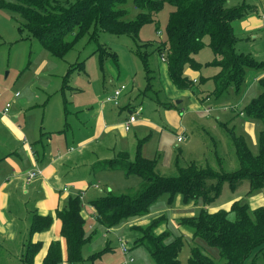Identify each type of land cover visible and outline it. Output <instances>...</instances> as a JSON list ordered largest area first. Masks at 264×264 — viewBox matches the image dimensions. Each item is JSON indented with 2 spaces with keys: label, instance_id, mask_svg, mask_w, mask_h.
<instances>
[{
  "label": "rangeland",
  "instance_id": "rangeland-1",
  "mask_svg": "<svg viewBox=\"0 0 264 264\" xmlns=\"http://www.w3.org/2000/svg\"><path fill=\"white\" fill-rule=\"evenodd\" d=\"M229 3L250 5L253 10L247 17H258L264 12L262 0H229ZM123 7L128 10L126 19L136 18L139 9L132 0L127 1ZM172 9V5L167 3L152 22L141 28L137 38L113 33L93 24L66 55L59 57L53 55L27 29L22 32L19 30L23 20L16 19L15 12L0 7V111L7 102H11L9 114H18L15 122L25 131L28 141L35 131L39 133L53 131L55 134L53 145L61 147L62 151L68 147L78 150L82 141H92L87 145L86 153L81 160L97 161L119 157L122 155L119 150H127L129 158L133 160L141 146L144 156L158 158L156 169L163 175L176 173L175 159L178 154L184 165L192 160H204L205 156H208L207 142L203 134L205 128L219 140V151L225 159L224 169L228 171L236 169L238 160L234 147L219 125V121L236 125L237 134L244 135L252 152L257 154L259 133L264 125L255 122V134L245 132L244 123L248 118L241 115L240 111L261 93L262 86L259 81L249 84L254 76L253 72L249 71L241 93L230 88L219 98L212 95L215 86L210 75L218 69L206 65L213 58V51L208 45L209 37L206 36L204 39L206 45L196 55V59L203 63L197 74L199 82L194 89H190L192 93L173 95L165 81L160 79L161 59L165 61V58L157 51V45L167 39L166 25ZM242 19L233 21L237 36L245 37L237 48L239 51L253 53L258 60H264V29L257 27L254 34H257L258 38L250 42L248 39L250 34L245 32ZM67 39L72 40L73 34L67 35ZM143 44L148 45L142 46ZM139 48L149 53L150 67L154 70L152 74L155 78L150 79L153 86L148 91L146 89L149 87V79L137 51ZM261 75H264V72L257 76L258 80ZM122 84L127 87L119 97L120 104L116 105L106 100V97ZM17 91L20 92V96L14 97ZM207 95L210 97L203 101L202 97ZM195 96L201 99L198 100L199 104ZM194 103L196 106L192 107ZM129 107H132V111L139 109L140 114L139 121L132 124L131 130L127 131L124 128V120L132 112ZM208 108L210 110H207ZM101 114L104 115L107 124L115 129H112L113 127L107 131L104 129L101 136L95 137ZM63 129L67 138L63 137L60 143H57V136ZM179 135L184 136L183 141H178ZM99 144L102 146L98 147ZM87 175L90 176L91 185L99 182L101 188L95 189L91 186L82 199L84 205H88L90 197H100L109 191L118 193L130 191L137 188L142 181L139 174L127 175L121 169L93 170ZM249 190L248 180L235 190L230 189L225 183L222 193L211 205L220 202L224 204L223 201L237 195L238 199L249 204L250 212L254 214V209L264 205V188L251 194ZM72 192L76 193V190ZM169 197V193L161 194L151 205L148 214L125 218L111 228L101 225L95 217L89 218L86 233L91 239L84 245V260L77 264H120L126 258L120 247L121 239L128 243L130 248L128 257L135 258L133 264H158L146 245L136 243L137 234L132 225L148 224L162 215L166 217V221H162L156 228L157 233L170 231L169 240L185 235L184 246L179 255L180 264H189L194 244L203 245L217 260V264H225L220 259L217 248L209 246L198 237L193 238L190 231L177 223L179 216L190 215L191 210L186 211L177 203H170ZM180 204L184 205L183 201ZM90 224L93 227L89 228ZM59 264L70 263L61 261ZM245 264H264V249H256Z\"/></svg>",
  "mask_w": 264,
  "mask_h": 264
},
{
  "label": "trees",
  "instance_id": "trees-1",
  "mask_svg": "<svg viewBox=\"0 0 264 264\" xmlns=\"http://www.w3.org/2000/svg\"><path fill=\"white\" fill-rule=\"evenodd\" d=\"M127 1L17 0L11 3L1 0L0 7L10 9L17 14L16 19L23 20L19 26L21 32L27 29L53 55L63 57L93 24L113 33L137 38L141 28L152 22L168 3L173 9L166 25L167 39L157 45V51L168 63L169 78L177 88L192 90L199 82V79L194 81L186 75L185 69L191 67L200 70L203 67L196 55L206 45V36L209 37L208 45L213 51V58L206 65L218 69L212 76L215 86L212 95L219 98L230 88L241 93L249 71L264 72V60H258L253 53L239 51L237 48L240 41L233 21L247 17L253 10L250 5H232L229 0H132L139 11L136 18L126 19L128 10L123 6ZM69 34H73L72 40L67 39ZM137 51L149 79L148 91L153 86L150 79L155 78L152 74L154 70L150 67L149 53L141 48ZM259 82L261 93L240 113L248 120L264 125V76ZM129 109L132 111V107ZM219 125L234 147L238 160V167L234 170L224 169L225 159L219 151V140L205 128L203 134L208 156L204 160H192L184 165L178 154L175 159L176 173L173 175L158 173V158L144 156L141 146L133 160L124 151L119 157L95 161L92 164L93 170L121 169L127 175L139 174L142 177L140 185L135 189L120 193L109 191L92 199L90 204L95 208L96 220L104 227L111 228L125 218L146 215L163 193L170 194V203L179 194L185 203L202 199L205 206L197 215L178 218L177 223L190 231L193 238L198 237L209 246L217 248L225 264H245L256 249H264V205L254 209V214H251L249 204L242 200L234 201L230 209L215 212L209 211L207 206L218 199L225 183L235 190L248 180L249 194L264 188V126L259 133V151L254 154L244 135L237 134L228 122H220ZM81 194H69L67 203L59 207L55 214L63 223L62 235L67 241L70 264L84 260L83 248L91 239L86 233L87 220L83 215ZM30 209V226L21 255L23 264H36L35 256L42 243L33 242L31 235L49 229L54 220L51 214H39L33 206ZM162 221H166L164 215L145 225H133L132 229L137 234L136 243L146 245L158 264H180L179 255L185 235L169 240L170 231L157 233L156 228ZM61 260L60 241L53 240L41 264H59ZM189 264H217V260L203 245L194 244Z\"/></svg>",
  "mask_w": 264,
  "mask_h": 264
},
{
  "label": "crops",
  "instance_id": "crops-1",
  "mask_svg": "<svg viewBox=\"0 0 264 264\" xmlns=\"http://www.w3.org/2000/svg\"><path fill=\"white\" fill-rule=\"evenodd\" d=\"M262 2L264 4V0H262ZM258 17H245L241 22L245 32L250 34L248 37L250 42H254L258 38V35L254 34V30L257 29V27L263 29L261 15ZM238 38L240 42L245 39V37L242 38L239 36ZM161 61L162 64L159 69L161 75L160 79L165 81L166 86L173 91V95L177 96L192 93L190 89H179L172 83L168 75V63L166 60L164 61L161 59ZM198 71L199 70L192 69L191 67L185 69L186 75H192V79H199L197 75ZM216 72L217 71H215V73ZM215 73H213V75ZM252 74H254V76L249 84L259 81L257 76L260 73L253 72ZM213 75L210 76L212 77ZM17 92H15V94ZM15 94L14 97L20 96H15ZM205 98L208 97H202L203 101L206 100ZM195 99L199 104L198 100L201 101V99L197 96H195ZM127 106L128 105H126V107ZM191 106L194 107L196 104L194 103ZM5 107L0 111V264H23L21 255L24 250V241L30 226L28 214L32 206L39 214H51L54 216L53 223L49 229L35 232L31 235V240L33 242L42 243L40 250L35 256V263H42L53 240L60 241L62 251L61 261L67 263L68 247L66 238L62 235L63 223L55 214L59 207L67 203L69 194L82 193L83 199L89 188L91 186L94 187L95 183L91 185L90 176L87 175V173L89 174V172L93 171L92 164L95 161H88V159L81 160V158H84L87 145L92 141H82L80 143L81 147L78 150H73V147H68L64 151H62L63 149L61 147H55L53 145L55 137L53 131H41V133L35 131L30 137V141H28L25 131L15 122V118L18 117V114H9L12 105L8 112H4ZM98 119L95 137L101 136L100 134L104 129L107 131L113 127L107 124L103 114H101ZM230 124L231 123H229V126ZM244 124L245 132H250L251 135H254L255 122L246 120ZM232 126L236 131V125ZM112 129H115V127ZM59 133L60 134L57 136V143H60V139H63V137L67 138L64 129ZM26 140L27 142H25ZM101 146L100 144L98 145V147ZM98 150L103 149L98 148ZM124 151L128 152L127 150H119L118 152ZM118 152H116V154ZM36 169L41 170V173L33 178L30 184H27L28 173ZM64 186L69 187L67 192H62ZM73 190H76V193H73ZM94 198L96 197L93 196L88 198V205L83 204V215L86 220L89 218L92 219L96 215L95 208L90 204L91 200ZM237 199L238 196L235 195L227 201H223L224 204L220 202L214 206L209 205L211 207L209 208V206H207V208L211 212L220 209H230L232 203ZM182 201L183 198L179 194L175 197L173 203H177L180 208L183 207L182 209L186 211L190 209L191 213H189L190 215H183L178 218L194 216L198 210L201 211L205 206L202 199L192 200L188 203L183 201L184 205L180 204ZM145 224L136 223L134 225ZM91 225L92 224H90L89 228H91Z\"/></svg>",
  "mask_w": 264,
  "mask_h": 264
},
{
  "label": "built area",
  "instance_id": "built-area-1",
  "mask_svg": "<svg viewBox=\"0 0 264 264\" xmlns=\"http://www.w3.org/2000/svg\"><path fill=\"white\" fill-rule=\"evenodd\" d=\"M261 20H262V28L264 29V13L261 14ZM194 81H197V79H194ZM127 86L125 84H122L119 88H117L114 93H112L111 95L107 96L106 97V100L110 101V102H113L115 103L116 105H119L120 104V95L123 93L124 89L126 88ZM20 93L17 92L15 94V96H19ZM11 107V103L8 102L6 104V107L4 109V112H8L9 109ZM141 110V108H140ZM207 110H210V108H208ZM142 111V110H141ZM140 114L139 112V109L138 111H133L131 112V114L125 119L124 121V125H125V129L126 130H130V128L132 127V124H134L138 119V115ZM178 141H182L184 139V136L183 135H179L177 137ZM39 173H41V170L39 169H36V170H32L28 173V177H27V184H30V181L35 178ZM94 187L95 188H100V183H95L94 184ZM69 190V187L68 186H64L63 188V192H67ZM95 219H97V216L95 215L94 216ZM92 227V225H91ZM121 239V238H120ZM120 247H121V250L123 252V254L126 256L125 260L123 262H121L120 264H133L135 262V258L132 257V256H129V252H130V248L128 246V243L127 241L121 239V242H120Z\"/></svg>",
  "mask_w": 264,
  "mask_h": 264
}]
</instances>
